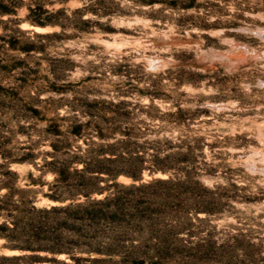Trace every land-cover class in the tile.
Masks as SVG:
<instances>
[{
	"label": "rangeland",
	"instance_id": "374dc122",
	"mask_svg": "<svg viewBox=\"0 0 264 264\" xmlns=\"http://www.w3.org/2000/svg\"><path fill=\"white\" fill-rule=\"evenodd\" d=\"M106 1L125 13H74L84 3L71 1L63 25H32L25 7L0 15V174L46 192L54 144L73 154L123 140L144 155L143 181L169 177L148 167L172 149L198 185L181 211L166 185L110 186L142 213L158 210L128 220L110 255L18 258L0 239V264H264V0Z\"/></svg>",
	"mask_w": 264,
	"mask_h": 264
},
{
	"label": "trees",
	"instance_id": "16d2710c",
	"mask_svg": "<svg viewBox=\"0 0 264 264\" xmlns=\"http://www.w3.org/2000/svg\"><path fill=\"white\" fill-rule=\"evenodd\" d=\"M34 1L30 5L24 4L23 0H0V15H15L25 7L27 14L24 20L32 25H63L68 10L66 5L71 1L84 3L83 7L74 9V13L88 11L97 17L125 13L103 6L106 0H96L99 7L87 5V2L93 0ZM140 1L151 4L163 0ZM46 3L51 6L59 3L62 6L50 9ZM168 3L176 9L190 7L180 6V0ZM126 135L131 137L132 134ZM110 137L108 134H100L101 139ZM116 144H120V148H116ZM53 147L54 159L46 163L47 171L54 175V180L47 184L48 191L41 189L43 182L32 178L25 188H18L10 172L0 174V239L6 240L4 247L22 253L18 258L42 260L51 255L48 261L55 262L56 256L61 254L75 259V251L106 255H110L111 251H119L127 238L124 236L127 221L151 220L158 210L153 209L144 214L132 200L125 199L123 202L121 197L111 191L110 186L125 188L132 194L166 185L171 193L169 198L172 199L173 207L181 211L187 205L185 196L191 184L198 185L193 174L185 171L189 159L187 154L180 151L171 149L163 157L159 153L153 154L152 164L148 167L150 173L161 172L169 177L143 181L146 169L144 155L136 152L127 141L118 140L105 149L73 154H70L69 146L64 141L61 146L54 144ZM29 176L32 177V173ZM120 176L132 178L134 182L119 185L117 180ZM38 193L51 203L38 206ZM153 193L156 194L155 191ZM100 195L103 197L98 198ZM42 253L46 256H42Z\"/></svg>",
	"mask_w": 264,
	"mask_h": 264
},
{
	"label": "bare ground",
	"instance_id": "6f19581e",
	"mask_svg": "<svg viewBox=\"0 0 264 264\" xmlns=\"http://www.w3.org/2000/svg\"><path fill=\"white\" fill-rule=\"evenodd\" d=\"M37 29L41 30L40 28H37ZM39 30H38V31H39ZM262 30H263V29H262ZM258 31H261V30L258 29ZM256 32H257V31H256ZM262 32H264V30H263Z\"/></svg>",
	"mask_w": 264,
	"mask_h": 264
}]
</instances>
